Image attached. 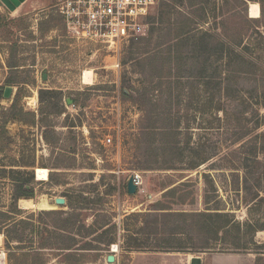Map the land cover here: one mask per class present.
<instances>
[{
    "label": "rangeland",
    "instance_id": "obj_1",
    "mask_svg": "<svg viewBox=\"0 0 264 264\" xmlns=\"http://www.w3.org/2000/svg\"><path fill=\"white\" fill-rule=\"evenodd\" d=\"M222 17L235 61L229 66L227 57L204 52L209 43H196L195 52L192 39L181 42L180 34L189 29L195 37L199 30L220 34L216 23ZM60 18L53 0H24L14 9L0 0V94L13 86L12 97L0 99V264H31L35 257L43 264H192L195 258V264H264V254L257 260L251 251L126 247L148 219L134 214L152 211L163 190L181 181L184 203L177 210L210 208L232 213L240 223L264 225V147L242 155L252 150L255 135L264 134L261 5L252 0H158L146 19V34L115 49L69 38ZM236 55L257 58L262 72L255 81L251 69L236 64ZM228 74L232 79L226 90L219 79L223 82ZM121 86L135 98L142 87L150 88L153 124L177 127L167 137L174 144L171 154L161 153L159 131L147 138L145 149V139L138 136L143 113L122 97ZM18 88L23 111L35 114L33 123L29 114L22 115L25 121L8 116ZM245 141L242 154L235 152ZM205 153L210 159L190 168ZM169 161L175 169L156 168ZM141 163L153 167L144 169ZM37 167L48 170L46 179L37 178ZM134 173L142 183L129 194L126 183ZM14 179L26 180L34 196L15 199ZM44 197L54 208L38 206ZM56 197L65 203L56 204ZM164 230L158 224L157 240L166 238ZM139 237L148 238L149 245L155 240L144 233ZM254 240L264 247V230ZM98 241L103 244L97 251ZM71 243L85 249H57ZM109 254L113 262H107Z\"/></svg>",
    "mask_w": 264,
    "mask_h": 264
},
{
    "label": "trees",
    "instance_id": "obj_2",
    "mask_svg": "<svg viewBox=\"0 0 264 264\" xmlns=\"http://www.w3.org/2000/svg\"><path fill=\"white\" fill-rule=\"evenodd\" d=\"M245 2H248L249 0H242ZM251 1V0H250ZM257 1L261 5V12L264 13L263 8V0H252ZM8 7L10 9H14L15 6L7 2ZM257 7V5H255ZM251 21L252 18H248ZM62 21V19L60 18ZM227 20L225 18H220L216 25L221 30L220 34L218 33H212L210 30L200 31L199 34L196 36L195 33H193V30L189 29L182 34V40L181 42H188L190 39H192V43H195L193 45V50L196 52V46L197 44H207L209 43L211 46L205 50V47H203V50L206 54H218L219 58L227 57L228 66L231 64H234V57L230 59V42L231 38L229 37V34L227 33ZM178 36H176L177 38ZM181 44L180 42H178ZM178 44V45H179ZM215 48V49H214ZM226 48V49H225ZM212 52V53H211ZM236 59H238V62L236 64L246 66V68L249 71L251 75H254V81L256 80L258 74V71L261 70L260 67H258L257 58H254L253 56H247L242 57L236 55ZM14 67V66H10ZM256 76V77H255ZM223 80V78H221ZM232 75L228 74L224 78V81L221 82L219 79V84L223 89H228V84L231 82ZM8 83L19 85V81H13L8 80ZM223 84V86H222ZM140 90H144L138 98L133 97L129 94V90L126 86H121L120 93L122 97L132 99L141 109L143 113V124L139 128L138 136L140 138H144L143 141L146 143L145 149L148 148V142L147 138L153 134L154 131H159V134L162 136L161 140V153H168L171 154L174 149V144L172 140L167 139L168 135L177 132V127L170 125V124H161L160 126H155L151 120V117L149 116L152 112V105L150 102V99L148 98L147 94L150 88L142 87ZM40 93H42L40 91ZM21 89L18 88L17 92L14 94L11 103L8 107V116L17 121H25L22 118V115H31L32 119L29 121L30 123L34 122L35 114L33 112H24L23 107L20 104L21 100ZM3 96L0 94V99ZM217 108L220 111H223V107L221 104ZM264 106V104H263ZM261 123H264V118H262ZM260 123V124H261ZM258 125V123H257ZM258 141L261 142V145L258 146ZM139 143V141H138ZM253 147L252 150L248 148V150H244L241 153V150L244 149L247 146V141L241 143L237 150L235 152H238L244 156H246L247 151L248 153L255 154L258 152V148L264 147V134H257L254 137L253 140ZM258 149V150H257ZM257 150V151H256ZM242 156L244 159L245 157ZM211 156H209L207 153H205L203 156L199 158V160L195 163H192L190 168H196L197 166H200L201 164L207 162L210 159ZM26 166V164L22 165ZM149 166L143 165L141 163V168ZM153 166L149 167L152 169ZM156 168H163V169H175L174 162H164L161 165L157 166ZM14 181L18 182L16 183L14 198L15 199H29L34 196V190L32 187L28 186L26 187L27 181L26 180H18L14 179ZM185 185V182H178V183H172L169 186L165 188L162 192L161 199L158 200L155 204H153L152 211L146 212L144 214H134L135 217L137 216H146L148 219L144 220L145 226L140 227L136 230L134 234H136V237H130V241L126 242V247L128 250H148V251H177V252H188V251H208V250H232V251H251L255 252L258 255L257 260H261L263 258L264 254V247L260 246L261 244H258L255 242L254 237L257 231L264 230V225L262 224H252L251 222H245L240 223L238 222L232 213L228 212H222V211H212L213 209L205 208L206 210L203 211H183V210H177L175 206L179 204H183L182 199V187ZM244 189L246 186L243 187ZM127 190V186H126ZM258 197V196H256ZM255 197V198H256ZM217 209V208H215ZM127 216V218H129ZM158 224H161L162 228L165 229L161 233L166 235V238H164L163 241L157 240L155 238V235L159 234L158 232ZM244 227V231H242V228ZM125 229V228H124ZM128 231V229H125ZM143 233L147 236H154L153 245H149L148 238H141L140 235L143 236ZM189 236L194 234L196 235L195 238L189 237L186 238V236ZM110 243H113L112 240L108 241L105 245H108ZM103 244L102 241H98L96 243V247L93 248L94 250H100L102 249L100 246ZM218 244V245H217ZM77 243H71L67 244L61 247H57V249H61V251H66V253H72L73 251L77 250H83L82 246L75 247ZM90 245V244H85ZM79 246V245H78ZM119 247H122V245H119ZM70 256L71 254H65ZM39 258L35 257V259L31 260V264H43L42 260H38Z\"/></svg>",
    "mask_w": 264,
    "mask_h": 264
},
{
    "label": "built area",
    "instance_id": "obj_3",
    "mask_svg": "<svg viewBox=\"0 0 264 264\" xmlns=\"http://www.w3.org/2000/svg\"><path fill=\"white\" fill-rule=\"evenodd\" d=\"M157 3L158 0H53V9L69 38L115 49L146 34V19ZM106 141L110 143L111 138ZM132 177L140 189V175L134 173Z\"/></svg>",
    "mask_w": 264,
    "mask_h": 264
},
{
    "label": "water",
    "instance_id": "obj_4",
    "mask_svg": "<svg viewBox=\"0 0 264 264\" xmlns=\"http://www.w3.org/2000/svg\"><path fill=\"white\" fill-rule=\"evenodd\" d=\"M4 1L6 2V0H4ZM23 1L24 0H10L9 3L14 5L15 7H17ZM43 78H45V74H43ZM12 95H13V86H11V85L5 86L4 89H3V98L9 99L10 97H12ZM68 102H70L69 99H68ZM126 186H127V192L129 194H134V193L137 192V187L134 184L132 176H129V178L127 180V183H126ZM54 201H55L56 204H64L65 203V198L56 197V198H54ZM114 259H115V256L113 254H109L106 257L107 262H113ZM197 261H198V259L195 258L193 260L192 264H195V262H197Z\"/></svg>",
    "mask_w": 264,
    "mask_h": 264
},
{
    "label": "bare ground",
    "instance_id": "obj_5",
    "mask_svg": "<svg viewBox=\"0 0 264 264\" xmlns=\"http://www.w3.org/2000/svg\"><path fill=\"white\" fill-rule=\"evenodd\" d=\"M34 104V103H32ZM47 174H48V170L46 168H42V167H37L36 168V176L38 179H46L47 178ZM24 201V200H23ZM30 203V202H29ZM38 206L40 208H44V209H50V208H54V204H51L48 200L44 198H42L39 202H38ZM24 208V207H23ZM117 250V245L113 244L112 245V251H116Z\"/></svg>",
    "mask_w": 264,
    "mask_h": 264
},
{
    "label": "flooded vegetation",
    "instance_id": "obj_6",
    "mask_svg": "<svg viewBox=\"0 0 264 264\" xmlns=\"http://www.w3.org/2000/svg\"><path fill=\"white\" fill-rule=\"evenodd\" d=\"M10 0H6V2H9Z\"/></svg>",
    "mask_w": 264,
    "mask_h": 264
}]
</instances>
